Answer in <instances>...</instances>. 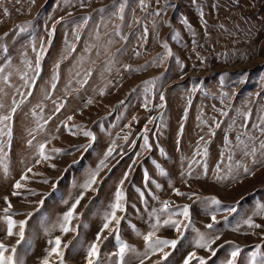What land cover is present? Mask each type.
<instances>
[{
    "label": "rangeland",
    "instance_id": "obj_1",
    "mask_svg": "<svg viewBox=\"0 0 264 264\" xmlns=\"http://www.w3.org/2000/svg\"><path fill=\"white\" fill-rule=\"evenodd\" d=\"M144 5L140 0H0V116L10 113L13 100H24L7 122L10 135L0 125V242L16 247L18 264H42L56 236L68 244L62 248L63 264H87V250L130 165L123 185L126 211L117 212L122 217L119 232L104 231L95 264H119L113 254L121 242L135 249L126 253L124 264H139L140 258L144 264H183L192 251L207 264H226L234 247L241 249L237 264H251L256 245L264 253V217L253 215L264 204V164H252L235 147L242 133L245 140L259 138L257 146L264 139L254 127L264 116V0H144ZM42 42L45 51L37 75L35 60ZM71 45L75 51L69 53ZM57 72L59 79L53 81ZM86 72L91 75L85 77ZM85 78L88 82L82 84ZM29 91L31 96L21 95ZM60 104L64 106L56 111ZM241 112L250 113L249 119ZM145 126L149 150L142 147ZM47 141L45 151L52 159L37 163V145ZM89 144L86 151L81 147ZM109 147L115 151L97 179L96 191L86 193L77 208L79 218L72 221L77 231L61 233L63 213ZM53 148L62 154L51 152ZM230 151L235 152L233 161L226 159ZM236 159L247 162L250 173L236 169ZM257 159L264 158L258 153ZM25 173L27 179L21 180ZM17 181L20 189L14 187ZM174 189L185 195H176ZM212 197L220 203H210ZM165 201L170 211L161 213ZM8 203L17 221L10 237L3 219ZM184 205L190 207L192 226L180 237L163 221L184 220L174 214ZM153 209L162 225L157 237L178 240L175 249H165L170 253L166 260L160 253L151 254L143 240L155 223ZM212 215L218 223L209 230L205 225ZM248 217L262 227L249 228L244 223ZM21 220L26 224L17 244ZM198 232L220 235L212 245L215 256L194 248ZM50 260L58 264L55 256Z\"/></svg>",
    "mask_w": 264,
    "mask_h": 264
},
{
    "label": "snow or ice",
    "instance_id": "obj_2",
    "mask_svg": "<svg viewBox=\"0 0 264 264\" xmlns=\"http://www.w3.org/2000/svg\"><path fill=\"white\" fill-rule=\"evenodd\" d=\"M32 2L34 3L35 0H32ZM141 5H144V0H140ZM146 7V5H144ZM124 10V4L120 3L118 6V11L119 12H123ZM103 11V9L101 10ZM5 14H7V10H5ZM115 14V13H114ZM156 15H160V12H157ZM122 18V17H121ZM17 28L19 30H24V26H17ZM51 34V33H50ZM117 34H119L117 32ZM7 35V34H5ZM77 39H79V37L77 36ZM50 43V42H49ZM163 47L167 50L168 46L167 44H164ZM34 51L36 50L35 48L33 49ZM40 52H37V56H36V60H35V68L37 70L36 74H39V69H40V61L42 59L41 56V52L45 51L44 48V43L42 42L40 45ZM75 51V45H71L68 49V52H74ZM139 53H137L138 55ZM167 55H171L170 51H167ZM65 59L67 58V55H65L64 57ZM162 62V61H161ZM29 66H31V64H29ZM60 67V63H57L55 65V68L58 70ZM126 69H128V66H125ZM131 70V69H128ZM77 76L80 75L79 72L76 73ZM85 77H88L91 75V72H86ZM59 79V75L58 72L55 73L53 75V81H56ZM88 81L87 79H83L82 80V84H86ZM34 83V80H33ZM146 84H151L152 82H145ZM51 88L55 89L56 88V83L53 82L51 84ZM101 95H103V91H101L100 93ZM22 96H31L32 93L29 91L26 94L25 93H21ZM165 98L164 96L161 94L160 96V100L163 101ZM24 103V100H21L19 102L13 100V107H11L10 113L7 115H2L0 116V125L4 126V129H9L8 134L10 135V128L7 122L12 120V114H14L17 110V108L19 107L20 104ZM88 103H91V100L88 101ZM189 103H191V101H189ZM64 105L60 104L57 106L56 111H59L60 108H62ZM146 106V105H145ZM163 106V105H161ZM3 107V104H0V108ZM221 114L224 116H227L228 113L226 111L221 110ZM240 115L244 118V120L246 121L247 119H249L250 117V113H246V112H241ZM73 119V117L69 116L68 120ZM155 120V118H150L149 123H152ZM261 123L254 125V127L258 128L261 136H264V116H261L260 118ZM233 124H235V120H233ZM221 124L219 122H217L215 124L216 128H220ZM242 128H246L247 124H241L240 125ZM65 127L67 128L68 126L65 125ZM69 131H71V129H68ZM0 132H3V129H0ZM147 132H148V128L147 126H145L144 129V136H143V145L142 147L145 150H149L150 149V145L148 142V137H147ZM83 134L85 136H89L92 137V133L85 131L83 132ZM211 135L215 136V131H211ZM246 135L245 133H242L240 136L236 137V141H238V143L235 145V147L237 149H239V155L241 157H245V158H251V163L252 164H264V159H257V154L259 153V156L261 158H264V139H260L259 140V144L257 146L256 144V140L259 138H254L252 136H248V139L245 140L242 137ZM33 139H35V137H33ZM92 139L94 140L95 138L92 137ZM125 139H127V137H125ZM201 140L203 141L204 138L201 137ZM51 141H47V142H41L38 143L37 145V163L41 162V161H46V160H50L52 159V157L45 151L46 149V143H50ZM210 141H205V144L209 143ZM225 143L228 145H231V140L225 136ZM29 145H32V140L28 141ZM199 145V142H198ZM91 144L89 145H82L81 147L84 148V150L86 151L88 147H90ZM77 151H79L80 149H76ZM61 149L58 148H53L51 149V152L56 153L57 155L62 154ZM115 149L113 147H109L107 149V151L105 152V155L103 157V159L99 162V164L97 165V167L95 169H92L89 174H88V178L85 180V182L80 185V188L82 189V191L80 192V194L74 199V201L70 204V207L68 208V210L66 212L63 213L59 223H58V227L59 230L61 231V233L63 234H68L69 232H76L77 231V227L72 226V221L74 219H78L79 218V213H77V208L80 205L81 201L84 199L85 195L87 192L89 191H96L95 189V185L97 184V179L100 176L101 171H103L104 168L107 167V161L109 160L110 157L113 156ZM204 155H207V148H204ZM139 155V153L137 154ZM195 155L199 156L201 155L200 151L198 150ZM222 156H224V153L221 154ZM235 156V152L230 151L227 156L226 159L228 161H233ZM133 163H135V161H133ZM155 163V162H153ZM235 163V168L236 169H242V171L244 173H250L251 169L248 166V163L245 162L242 159H236L234 161ZM223 164V160H221L220 163L217 164V169L221 168ZM51 167H55V165H50ZM157 168H159V165H156ZM204 168L205 174L207 173V167L206 165L202 166ZM131 171V165L129 166V170L126 171L124 173V176L120 179L119 184L116 188V191L114 192V198H113V202L109 205V210L106 211V213L103 216V220L104 223L101 226V229L99 232H97L95 240L91 243V245L89 246L88 250H87V256H86V260H87V264H95V260L96 258L99 256L100 254V241H101V237L104 233V231L109 230L110 233L112 234H116L119 232V225L121 223L122 217L117 215V212H123L126 211V207L125 204L123 203V201L126 200V194L123 191V185L124 182L128 179L129 173ZM233 171V165L229 164L228 165V172L229 174H231ZM27 172H32L31 168L27 169ZM161 172L163 174V170L161 169ZM188 175H191V172L188 173ZM227 177L225 176H217V179L219 180H223L226 179ZM27 179V173H25L24 175L21 176V180H25ZM149 179L147 172H145V181L147 182ZM43 183H48L47 180H43ZM14 187L16 189H20L22 187L20 181H17L16 184L14 185ZM53 187H55V185H53ZM174 192L176 195L180 196V195H185L184 193H181L178 189H174ZM17 192H13V195H17ZM35 194V193H33ZM141 198H143L144 193L141 192L140 193ZM205 199H209V198H205ZM5 201L7 202V197H5ZM39 204H43V200L38 202ZM210 203L212 204H219L220 201L218 199H216L215 197L210 198ZM11 208L12 205L11 203H8V206L6 208H4V213L5 216L3 217L5 223H6V234L7 236H13L15 233L13 231V229L15 227H17V221L12 219V214H11ZM170 211V205L167 201L163 202V205L160 209V212H169ZM228 212H235L236 209L235 208H228L227 209ZM176 216H182L184 218V220H187L188 223H184V220H180V219H166L163 221V225L164 226H169L171 228H173L180 237H183L184 235V231H186L187 229H189L192 225H191V220H190V207L188 205H184L178 212L174 213ZM28 216H31V213L27 214ZM151 216L155 217V223H153L151 225V230L148 231L146 234L143 235V240L145 242L146 247L148 248L149 252L151 254H156V253H160V259L161 260H166L168 258V256L170 255V253L168 251H165L166 248L171 247L172 249H175L178 243V240L176 239H161L159 237H157V232L160 229L161 225V221H160V217L159 215L156 214V210L153 209L152 213L150 214ZM253 215H257V216H262L264 217V204H261L258 206L257 211L254 212ZM218 223L217 218L215 215L211 216V223H208L205 225V227L209 230H212L214 228V225ZM244 223L249 227V228H261L262 225L256 223L252 217H248ZM26 224V221L21 220L18 222V226H19V232L18 235L20 237L19 240H17V244L20 243V240L23 239L24 236V226ZM115 225V227L110 228V225ZM237 230L238 229H234ZM138 235H140V233H137ZM105 239H107V237H104ZM117 238H119L117 236ZM221 237L218 234H205V233H200L198 232V238L196 239L195 243H194V248H198V249H205L207 251L210 252L211 256H215L216 255V249H214L212 247V245L216 244V241L220 240ZM226 243H233V242H226ZM49 244L52 245V247H50V249L48 250L47 256L42 260V264H51V260L50 258L55 256L58 260V264H63V256H64V252L62 250V248H67L68 244H63L62 245V238L61 236H56L54 238V240H50ZM220 247H223V245H220ZM260 245H256V248L258 251H255L251 254V264H264V253L260 252ZM135 249H133L130 245H128L127 243L121 242L119 245V248L117 250V252H115L113 255L115 257L119 258V264H124V259H125V255L128 252H134ZM149 252H146L144 254V256H148ZM241 249L239 247H234L233 250L230 253V258L226 261V264H237V258L240 255ZM15 253H16V247L13 246L11 249H9L5 244H3L2 242H0V264H18V261L15 259ZM195 260L197 262V264H207L206 260L204 257H199L197 256L195 251L189 252V254L187 255V257L184 259L183 264H191V262ZM139 264H144V259L140 258L139 260ZM156 264H159V262H156Z\"/></svg>",
    "mask_w": 264,
    "mask_h": 264
}]
</instances>
